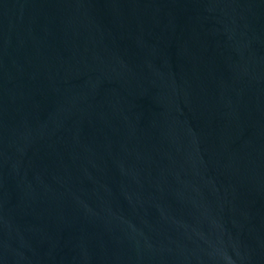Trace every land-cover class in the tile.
Here are the masks:
<instances>
[{
    "label": "water",
    "instance_id": "1",
    "mask_svg": "<svg viewBox=\"0 0 264 264\" xmlns=\"http://www.w3.org/2000/svg\"><path fill=\"white\" fill-rule=\"evenodd\" d=\"M0 264H264V0H0Z\"/></svg>",
    "mask_w": 264,
    "mask_h": 264
}]
</instances>
